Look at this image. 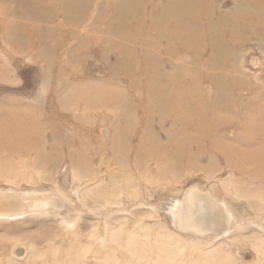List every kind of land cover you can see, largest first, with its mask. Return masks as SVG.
<instances>
[{
	"label": "rangeland",
	"instance_id": "374dc122",
	"mask_svg": "<svg viewBox=\"0 0 264 264\" xmlns=\"http://www.w3.org/2000/svg\"><path fill=\"white\" fill-rule=\"evenodd\" d=\"M247 132L252 146L264 132V0H0V188L36 191L26 214L0 197V264H264V207L236 195L264 178L223 153ZM196 186L240 227L209 244L179 231L175 205ZM60 201L75 219L59 236L43 214ZM86 227L114 246L106 260L72 242Z\"/></svg>",
	"mask_w": 264,
	"mask_h": 264
},
{
	"label": "bare ground",
	"instance_id": "6f19581e",
	"mask_svg": "<svg viewBox=\"0 0 264 264\" xmlns=\"http://www.w3.org/2000/svg\"><path fill=\"white\" fill-rule=\"evenodd\" d=\"M189 105L192 104V102H187ZM191 109V108H190ZM195 112V111H194ZM187 120H185L186 123H188L189 121H194V125H195V129L199 130V128L201 127V124L203 122V110H197V117L191 112V111H187ZM204 116H205V113H204ZM205 120V119H204ZM189 125V124H188ZM22 125H18V126H14L13 127V130L14 131H17L19 133H21V131L23 130ZM187 127V124L185 126V128ZM253 134L252 132H247V134L245 135V138L242 140L244 143L247 144V146L245 148H241V149H238V150H233L232 152L228 153L226 151H224V148H223V153L224 155L228 158V159H235V160H239V161H242V164H238V165H235L233 168L235 170H238L241 174H246L248 176V180L250 182H254L256 180H260L262 178H264V132H261V136H262V139H260V141L258 142V144L256 146H252V139L254 138L253 137ZM40 156V154H39ZM175 171H177L175 169ZM178 172V171H177ZM176 172V173H177ZM79 184V183H78ZM242 185H244V182L242 183ZM197 188H193V187H190L188 188L185 192H184V196H186L184 199L181 200L180 204L177 203L175 205V207H180L181 208V212H183L182 214V219H176L175 220V224L176 226H178L179 228V231H182L184 232V235H187V233H192V237L193 236H197L199 234H203L205 233V235L207 234L208 236H210L209 238H205V240H203L204 243L206 244H209L215 240H218L217 238H221V237H224V234L225 232L229 233L230 234V231L232 229V231L234 229H236L238 227H240V225L238 224H232V220L230 221V214H229V211L228 207H225V205L219 203L218 201H215L206 191H203L201 189L198 188V186H196ZM70 188V187H69ZM247 188V187H246ZM3 189L0 193L1 194H4L3 196L1 195L0 197H2V200L4 199H10L12 198L13 199V203L17 202L18 203V207L17 209L15 208V212H12L14 213V215L17 213H23V214H26L25 212V209H24V205L22 201L24 200H30V198L26 195L28 192L30 193H36L35 190H29V191H21V192H11V191H8V190H4V188H0V190ZM6 189V188H5ZM38 189V188H37ZM120 189V188H119ZM118 188H114L113 190H115L112 194L114 196H112V198H105L102 202L105 203V205L113 202L117 195V193H119ZM257 189V190H256ZM262 189H264V181L263 183L257 187V188H254V189H250L249 191L246 190L248 193H250L251 195H247L246 192H239V190L236 192V195L237 197H243V198H247V200H250V201H253L254 202V205L252 204H248L252 207L255 208L256 206V202L260 205V206H263L264 207V191H262ZM112 190V189H111ZM189 190V191H188ZM38 191V190H37ZM134 191V190H133ZM39 193L36 194V196L38 194H40V198H43L41 199L42 200V203L46 202V204L48 205H51V201L53 200L52 198V194L51 192L49 193H43V191H38ZM112 192V191H111ZM124 194V193H123ZM129 194V193H128ZM241 194V195H240ZM244 194V195H243ZM120 195V194H118ZM117 195V196H118ZM50 196V197H48ZM71 196V195H70ZM119 197V196H118ZM252 197V198H250ZM120 198V197H119ZM118 199V198H117ZM35 200V198H34ZM15 201V202H14ZM173 201V200H172ZM5 202V201H4ZM117 202V201H116ZM179 202V201H178ZM7 204H5V208L2 209L3 211L7 212L9 211L10 209L14 208V207H10L12 204V202L8 203L5 202ZM3 204V203H2ZM34 204V203H32ZM112 204V203H111ZM110 204V205H111ZM117 204V203H116ZM4 205V204H3ZM2 205V206H3ZM113 205V204H112ZM223 205V206H222ZM240 205V204H239ZM15 206V205H14ZM100 206V205H99ZM238 206V205H237ZM53 208H49V210H45L47 212V214H43L45 216L43 217H50V216H53L55 217V221H57V228L58 230H55L57 233L56 235H61L59 229H65L67 227H71L74 223V219L75 217H72V216H61L62 214H59L61 212L63 213H67L70 211L69 208H66L64 207V205L62 204V201H60V204L56 205V203L52 206ZM56 207V208H55ZM104 207V206H103ZM109 207V206H108ZM107 207V209H108ZM45 208V207H44ZM179 208V209H180ZM242 208V207H241ZM73 209V208H72ZM85 209V208H83ZM106 209V210H107ZM226 209V210H225ZM1 210V211H2ZM43 210V209H42ZM113 210V209H112ZM178 210V209H177ZM2 211V212H3ZM14 211V210H12ZM42 212V213H46V212ZM100 211V210H99ZM111 212V209L109 210ZM175 211V210H174ZM173 211V212H174ZM11 212V211H10ZM8 212V213H10ZM179 211V213H181ZM1 213V212H0ZM170 213L171 210H170ZM175 214V213H174ZM1 215V214H0ZM4 215V214H3ZM7 215V213H6ZM10 215V214H8ZM65 215V214H64ZM109 215V213L107 214ZM173 215V214H171ZM185 215V216H184ZM5 216V215H4ZM4 218V217H3ZM9 218V217H8ZM186 218V220H185ZM89 220V219H88ZM49 222V221H48ZM187 222V223H186ZM174 223V222H173ZM186 223V224H185ZM140 227H141V224H139ZM143 225V224H142ZM247 225V224H246ZM21 226H23L22 224H18L16 225V227L20 228ZM74 226V225H73ZM107 228H108V225L106 224L105 225ZM162 226V225H161ZM251 226V225H249ZM85 227V226H82V228ZM103 227V226H101ZM173 227V226H172ZM68 228V229H69ZM97 228V227H96ZM96 228H91L88 230V227H86L85 230H88L87 232L85 233H79L78 231H76L77 228H72L69 232L72 233V237H71V240L72 242L76 241V242H79L81 244H83L87 250L88 248H92V251L95 252L96 256L94 254H92L93 256V259L95 258L96 260L100 259L101 258H104L106 260V253L111 249L113 250V247L111 246V248H109V246H107L108 244H106L105 240L104 239V235L102 234V230H100L101 232L98 233L96 231ZM174 228V227H173ZM63 229V230H64ZM67 229V230H68ZM103 229V228H102ZM145 229V228H144ZM229 229V231H228ZM78 230V229H77ZM105 230V229H104ZM139 230V229H138ZM141 230V229H140ZM139 230V231H140ZM65 231V230H64ZM63 231V232H64ZM79 231H80V228H79ZM107 231V230H106ZM239 231H241V228H239ZM141 232V231H140ZM137 231L135 232L134 230H129V233H131V235L135 238H138V237H141V242L143 245H145V247H147V250L142 247H138L136 246V249L140 252V254H143V252L146 253V256L149 257L153 250H154V244H151V238H149V232L146 231V233H140ZM52 233V232H51ZM51 233H48V234H40L38 235L39 238L41 239H47V238H50L51 237ZM181 233V232H180ZM105 234V233H104ZM113 234V233H112ZM55 235V232L52 233V236H56ZM223 235V236H221ZM221 236V237H220ZM163 237V236H162ZM183 236H180L178 237V239H182L183 242H185V239L186 238H182ZM207 237V236H206ZM160 238V237H159ZM159 238L157 237V239L159 240ZM165 238V237H164ZM164 238H160V239H164ZM18 239L17 241H21L22 239H20L19 237L16 238ZM15 239V240H16ZM156 239V238H155ZM154 239V240H155ZM167 239V238H165ZM168 239H170V237H168ZM153 240V241H154ZM172 240V241H171ZM192 240V239H191ZM68 241V240H67ZM163 241V240H162ZM168 240H166L167 242ZM170 243H174V239H170ZM193 241H196V240H193ZM144 242L146 244H144ZM198 242V241H196ZM202 243V241H200ZM120 243V242H119ZM176 244V242H175ZM199 243H197L198 245ZM17 245V244H16ZM16 245L12 246L15 250L16 248ZM71 245V244H69ZM140 245V244H139ZM142 245V246H143ZM170 245V244H169ZM177 245V244H176ZM118 246H120L122 249H125L126 246L122 243H120ZM141 246V245H140ZM158 247V246H157ZM176 246H174V249H175ZM83 248V247H82ZM129 248V247H128ZM126 248V249H128ZM109 249V250H108ZM131 249V248H129ZM32 250L33 252V249L29 246L26 247V251H30ZM82 250V249H81ZM117 250V249H116ZM134 250H135V247H134ZM145 250V251H144ZM157 250V249H156ZM160 250V248L158 249ZM176 250V249H175ZM54 251L57 252V250L54 248ZM115 251V250H114ZM112 251V252H114ZM120 251V250H119ZM177 251V250H176ZM31 252V253H32ZM53 252V251H52ZM51 252V253H52ZM84 252V251H83ZM159 252V251H157ZM87 253H89L87 251ZM181 253V252H180ZM55 254V253H54ZM86 255V253H84ZM122 255H124L125 253L122 251L121 252ZM160 254V253H159ZM178 254V253H177ZM32 255H34V253H32ZM42 255V254H41ZM176 255V254H175ZM38 256V254H37ZM40 256V255H39ZM69 256V254L67 255ZM119 256V255H118ZM125 256V255H124ZM160 257V255H158ZM85 257V256H84ZM108 257V256H107ZM112 258L115 257V255L113 254L111 256ZM117 257V255H116ZM223 257V256H222ZM82 258H83V255H82ZM176 258V257H175ZM108 259V258H107ZM224 259V258H223ZM111 260V259H110ZM119 260V259H118ZM149 260V259H148ZM147 260V261H148ZM98 262V261H95V263ZM117 262V261H116ZM152 262V261H151ZM154 262V261H153ZM156 263V262H155ZM203 263V262H202ZM152 264V263H151ZM154 264V263H153ZM201 264V263H200Z\"/></svg>",
	"mask_w": 264,
	"mask_h": 264
}]
</instances>
